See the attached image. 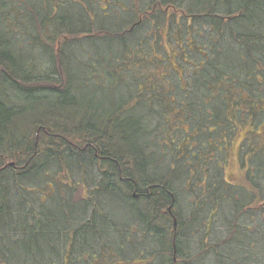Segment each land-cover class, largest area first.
I'll list each match as a JSON object with an SVG mask.
<instances>
[{
  "label": "trees",
  "instance_id": "16d2710c",
  "mask_svg": "<svg viewBox=\"0 0 264 264\" xmlns=\"http://www.w3.org/2000/svg\"><path fill=\"white\" fill-rule=\"evenodd\" d=\"M237 137L244 166L264 158V0H0V264H174L173 243L175 264H233ZM183 179L211 194L206 221L180 206Z\"/></svg>",
  "mask_w": 264,
  "mask_h": 264
},
{
  "label": "rangeland",
  "instance_id": "374dc122",
  "mask_svg": "<svg viewBox=\"0 0 264 264\" xmlns=\"http://www.w3.org/2000/svg\"><path fill=\"white\" fill-rule=\"evenodd\" d=\"M163 43H160V47L163 48L164 52L166 53L165 58L168 59L170 62H172L173 67L178 71L182 72V70H188L186 67L181 68V70L178 68V65H175V60L180 54V48L177 50L171 46V44L168 42L167 39L163 38ZM202 41V40H201ZM175 46V45H174ZM178 47L179 45L176 44ZM86 47L84 51L83 61L87 62L89 65L91 64V61H89L91 57V52L88 51V46H86V42L83 43V50ZM195 47H193L191 44L188 45L187 50L181 51V53L186 54L187 52H191ZM105 49H102V52ZM187 51V52H186ZM191 56L188 57V60L184 58V62L187 61L188 63H191L192 65L197 64V61L200 60L201 56L194 55L193 53H190ZM81 57V56H80ZM202 59V58H201ZM244 138V137H242ZM241 137H237L232 143V147L229 149L230 151H227L226 158L227 163L225 165V178L229 182L230 189H232V192L235 195V199H239L241 195L238 196V190L242 194H247V202L249 206L242 211V215L237 218L236 221V230L234 229L233 232V249L231 252V261L233 264H243L245 259L239 257V255L236 253L235 245L236 242L242 240L244 246L248 247V254L246 258L248 259L247 262L244 264H264V158L261 157L258 160H253L250 158H247V166H244V158H242V155L244 154L242 151H240V146L242 142ZM239 154L241 155L239 157ZM221 160L224 159V153H220ZM243 162V163H242ZM222 164V162L220 161ZM241 164L244 166L241 167ZM245 164V165H246ZM167 169L163 168V171ZM252 181H254V184L252 185ZM175 189L177 192H179V204L183 205L185 209V215L189 216L193 211H198L196 214L197 219L203 217L204 220L209 216V211L207 206H212V201L210 200L211 194L207 193V195L203 194V187H201L199 184H197L194 180H191V182L188 184L184 179L180 180L176 184H174ZM174 189V190H175ZM80 193V194H79ZM77 197H74V201L76 200V203H80L81 199L83 198L81 195V192H79ZM232 193V194H233ZM80 195V196H79ZM234 195H231V199L234 197ZM245 197V196H243ZM137 199V198H136ZM67 200V199H65ZM70 200V199H68ZM195 200H197V203H199L197 206H195ZM233 200V199H232ZM67 203V202H66ZM135 203V211L137 213L144 212V207L142 202H134ZM229 205V203H228ZM230 205H234L231 203ZM115 210L117 212L114 213V215L117 217V221L120 222V224L124 225H132L133 222L136 221V218L138 214L135 212L133 213V204H124V202L119 203L118 205H114ZM204 207V209H196ZM184 215V220L186 219ZM113 216V218L115 217ZM228 218H226L224 215L214 216L215 224L217 226H221L222 222H224V218H226L229 221H233V215L232 212L229 213ZM75 217V216H74ZM206 221V220H205ZM218 222V223H217ZM205 223V222H204ZM232 223H235L233 221ZM199 226V223L197 224ZM134 231V230H133ZM136 234V237L138 238L137 231H134ZM133 235V233H132ZM201 234H196L195 238H199ZM219 236V235H218ZM217 239V235H215ZM245 237V240H244ZM208 239V238H207ZM195 245H198L197 242ZM230 256V255H229ZM116 258H112L111 260H114ZM218 256L216 254L210 253L207 251L206 255L203 257H200L197 259V261L193 264H217ZM121 262V261H120ZM155 264H159V261L157 260Z\"/></svg>",
  "mask_w": 264,
  "mask_h": 264
},
{
  "label": "flooded vegetation",
  "instance_id": "af4514ba",
  "mask_svg": "<svg viewBox=\"0 0 264 264\" xmlns=\"http://www.w3.org/2000/svg\"><path fill=\"white\" fill-rule=\"evenodd\" d=\"M245 166H247V164ZM136 198H139V197L137 196ZM168 212H169L170 215H172V211H170L169 208H168ZM87 218H88V216H87ZM175 254H176V247H175V243H173V261H174V264L176 263L175 262L176 261V259H175L176 258V255Z\"/></svg>",
  "mask_w": 264,
  "mask_h": 264
},
{
  "label": "water",
  "instance_id": "95a60500",
  "mask_svg": "<svg viewBox=\"0 0 264 264\" xmlns=\"http://www.w3.org/2000/svg\"><path fill=\"white\" fill-rule=\"evenodd\" d=\"M11 167L14 166V164H10ZM169 210L171 211V208H169ZM174 225L176 226V222L174 223Z\"/></svg>",
  "mask_w": 264,
  "mask_h": 264
},
{
  "label": "bare ground",
  "instance_id": "6f19581e",
  "mask_svg": "<svg viewBox=\"0 0 264 264\" xmlns=\"http://www.w3.org/2000/svg\"><path fill=\"white\" fill-rule=\"evenodd\" d=\"M172 209V207H170Z\"/></svg>",
  "mask_w": 264,
  "mask_h": 264
}]
</instances>
